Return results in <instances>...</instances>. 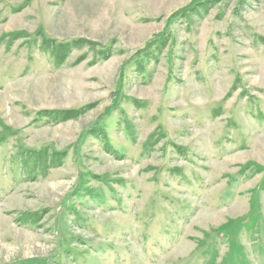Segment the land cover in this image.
Segmentation results:
<instances>
[{
    "label": "rangeland",
    "instance_id": "1",
    "mask_svg": "<svg viewBox=\"0 0 264 264\" xmlns=\"http://www.w3.org/2000/svg\"><path fill=\"white\" fill-rule=\"evenodd\" d=\"M0 264H264V0H0Z\"/></svg>",
    "mask_w": 264,
    "mask_h": 264
}]
</instances>
